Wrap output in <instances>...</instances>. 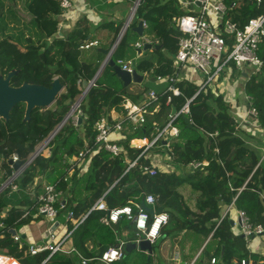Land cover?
<instances>
[{"label": "trees", "instance_id": "16d2710c", "mask_svg": "<svg viewBox=\"0 0 264 264\" xmlns=\"http://www.w3.org/2000/svg\"><path fill=\"white\" fill-rule=\"evenodd\" d=\"M61 1L0 0V74L6 76L11 70H18L11 80L14 86L25 81L51 86L56 77L65 86L54 108L34 109L29 121H24L25 103H18L12 109L10 120L0 118V187L13 173V155L17 154L19 160L24 162L30 159L37 146L62 122L100 66L101 53L90 57L93 48H80L92 34V24L86 17L81 18L64 37L56 35L62 14ZM129 1L134 4L136 0ZM226 1L231 6L227 17L240 26L264 12V0L260 4L255 0ZM184 13L186 11L178 0H141L130 28L113 55L114 60L129 59L136 55L135 46L129 42L130 36L136 35L131 27L144 20L147 23L145 33L158 39L160 44L157 45L162 47L154 50L159 55L157 65L143 60L138 69H153L154 76L173 74V58L182 36L176 19ZM110 24L117 38L123 24ZM261 55L264 57V44ZM176 86L180 94H173L170 103H167L169 93L161 95L159 110L147 114L145 123L135 125L124 122L122 133L125 138L119 143L122 152L113 155L95 143V123L105 115L112 119L111 111L123 110L126 99L140 102L143 91L135 94L129 91V87L115 89L101 78L97 79L81 102L82 122L75 124L69 119L48 144L50 155L40 153L15 180L19 189L13 191L9 186L0 192V212L6 207L9 209L6 226L0 228V253L17 257L25 264H40L47 256L48 253L35 256L26 254V246L15 242L11 232L18 224L30 222L31 218L22 216L27 208L38 202L43 190L37 180L46 176L48 181L58 179L56 182L60 189L69 185L70 181H73L72 192L80 184L84 186L88 195L68 207L76 217L86 214L107 190L105 199L109 208L125 206L133 199L142 202L147 194H155L158 204L170 214L167 232L172 234L175 231L197 229L199 224L206 226L210 222L205 232L208 234L214 230V237L226 245L223 256L225 264H230L233 257L241 262L245 258L243 239L230 231L228 217L217 223L222 215V205L234 202L238 209L246 211L252 223L264 225V159L261 160V155L237 136L239 132L249 133L240 127L222 94L215 95L211 89H207L196 95L200 87L188 80L180 81ZM246 91L258 109V122L264 128L263 70L250 78ZM191 98L190 114L186 116L190 117L192 125L185 121L183 115L179 116L175 121L180 129L178 137L171 138L168 145L160 140L147 150L146 146H132L133 139L152 140L167 123L172 107L180 110ZM154 107L155 104L150 106V111ZM216 131L219 134L215 139L208 135ZM87 147L95 153L87 173L78 176L79 171L74 168L70 179L66 178L72 170L68 158L78 155ZM216 147L220 150L219 154L215 152ZM150 153L169 155L167 162L176 171L167 172L157 167L158 173L155 175L144 172L143 166L153 165ZM139 156L138 165L129 169L130 161ZM204 161L208 164L191 169L188 175L178 173L179 169L187 168L194 162ZM114 182L116 184L110 187ZM185 184L199 193V213H194L185 204L187 202L179 190ZM102 214L103 211L90 212L74 233L76 248L89 259L96 256L95 246L116 243L113 230L100 222ZM191 216H196L199 222ZM122 218L118 225L123 221L131 232H135L133 222ZM92 240L95 246L89 249L88 244ZM45 264H76V259L56 253Z\"/></svg>", "mask_w": 264, "mask_h": 264}, {"label": "built area", "instance_id": "2783aa9c", "mask_svg": "<svg viewBox=\"0 0 264 264\" xmlns=\"http://www.w3.org/2000/svg\"><path fill=\"white\" fill-rule=\"evenodd\" d=\"M106 1L120 2L123 0ZM256 1L260 4L263 0ZM179 3L181 7L185 9L186 13L176 19V25L182 32V36L179 40V48L176 54V62L180 65L194 67L203 73L205 79L200 83V88L196 95L201 90H207L208 87H211L214 83H216L230 63H234L238 68H242L248 64L255 65L256 71H260L264 68V57L261 55V47L262 44H264V13L250 18L244 26H240L237 22H234L227 17V13L231 9V6L227 4L226 0H179ZM234 5L235 2L232 3V6ZM61 8L62 14L60 15V18L65 16L66 11L72 8L71 0H62ZM133 18L134 14L132 15L131 13L115 42H113L109 48L110 53L106 56L107 62L113 58L115 50L121 40H119L120 36L122 32V35H124ZM144 26L147 27V23L145 21ZM59 32L60 31L58 30L56 35H61ZM145 42L153 45L160 44L159 40L145 37L143 42L136 43L137 48H142ZM99 45L100 40L92 39L81 44L80 48L90 50L98 47ZM116 62L125 70L130 72L134 70V62L132 61L118 59ZM157 78L159 80H167L169 82V86L165 93H169L167 95V103H170L173 94H180V89L176 86V75L174 73L166 76L158 75ZM216 94L219 95L218 93ZM160 96L161 95L158 92L151 90L148 95V100L143 103L127 101L124 104L126 109L124 121H129L135 125H142L145 123L147 114H152L155 110L150 111V106L158 102ZM80 97L76 100L77 104L72 105V108H75L69 116V119H71L75 124H78L80 117L83 115L80 108L82 102L79 101ZM192 99L193 98L188 99L182 108L176 112V114L170 115V120L166 126L159 129L157 135L150 140L147 145H144L146 146V150L154 146V144L160 140H163L168 145V141L171 138L178 137L179 129L174 126V121L180 115L190 114V103ZM224 99L228 103L231 102V97L229 96L224 97ZM248 100L249 107L246 111V117L257 119L258 109L252 104L253 101L251 96H248ZM123 123L124 122L111 124L108 116L101 117L95 123V129L97 131L95 143L113 155L120 154L122 152V147L119 143L114 142L110 135L112 132H120L123 129ZM218 134L219 133L217 131L208 133V135L214 139L218 136ZM52 139L53 138L51 136H48L36 149H41L40 153H42L46 148H48V144ZM131 142L134 141L132 140ZM144 146H138V148ZM91 151V148H86L84 151H81L78 156L83 158ZM215 151L217 154L220 153L218 147L215 148ZM140 156L130 161L129 169L138 165ZM12 160L13 162L19 161L18 155L14 154ZM29 163L30 159L27 162H24L20 168H14L12 175L2 184L3 189L10 186L13 191H17L19 187L15 183V180L29 165ZM192 164L196 168L202 163L194 162ZM142 168L144 172L149 173L150 175L158 173L156 164L145 165ZM59 196L60 191L54 183L45 184L44 191L38 196V202L27 208L22 216V218H31L30 222L18 224L15 228H12L16 231L13 235L15 242L21 243L23 237L26 238L30 235L28 232V224L35 223V218H39L40 216L45 217V219H40V221L38 220V222H36L37 225H41L42 222L51 223L52 225L58 220L61 210L64 208V205L60 204ZM149 197L152 198L151 202H149ZM157 200L158 197L155 194L149 193L145 196L142 202H139L138 200H130L129 204L125 206L109 208L104 196H102L96 201L90 210L81 217H76L73 210L68 211L65 217L64 225L58 223L57 227L46 233L42 243L31 245L29 247V253L30 255L35 256L42 252H47V256L41 263L44 264L51 258L52 255L58 252L75 251L82 258L83 263L86 264L89 258L87 259L81 255L76 247L66 249V244L74 235L75 231L84 223L89 213L95 210L105 212L100 220L107 226L118 223L123 216H126L129 220L135 223L137 235L139 237L138 241L145 239L152 244L159 237H161L163 227L167 225L170 220L168 212H155L154 215L151 216V214L142 206V204L145 203L147 206L154 207ZM233 203L229 205L226 214L235 209ZM8 211L9 209L6 207L2 210V212H0V228H4L6 226V221L9 217ZM236 215L239 220L238 226L240 232L244 236L252 237L254 235H261L264 233V226L262 224L252 223L245 210L237 209ZM162 216L166 219L160 220L157 224V220H159ZM141 221L143 222V227L138 226ZM69 223H72V226L69 227ZM153 229H155V235H150L153 232ZM123 245L124 242L120 240L118 244L109 246V248L103 252L102 256L98 257V259L102 260L106 264H113L115 261L124 256ZM212 262L213 264H217L216 259H213ZM246 263V259H242L241 262L237 264ZM0 264L24 263L14 256L0 253Z\"/></svg>", "mask_w": 264, "mask_h": 264}, {"label": "crops", "instance_id": "0c3cea01", "mask_svg": "<svg viewBox=\"0 0 264 264\" xmlns=\"http://www.w3.org/2000/svg\"><path fill=\"white\" fill-rule=\"evenodd\" d=\"M71 2H72V8L66 11L65 16H62L61 18H59V31H60L59 34H61L59 36L64 37L67 33H69L73 29V27L76 25V23L81 18L86 17L89 20V22L92 24V31H91L92 34L88 37V40H92V39L100 40V45L98 47L93 48L92 52L98 48L107 49L111 47L112 43L115 42L114 40H116V33H115V30L112 24L110 23L114 22L115 24H117L118 22H122L124 26L128 18L130 17L132 13V9H133V4L129 0H123L120 2H109L106 0H71ZM115 24H114V27L116 26ZM130 26L127 28V30L130 28ZM132 31L135 32L134 30ZM135 33H136V37H134V34H132L129 38V42L135 46L137 53L135 56H132V57H129V59H123V60L134 62V70L136 69L140 74L144 76L143 81L141 83L133 82L129 86H124L123 81L117 75V73L115 72V69L113 67L112 69H108L109 65H106L105 67H103V69L101 70L99 74L98 79L101 78L105 84L110 85L115 89L120 90L122 87H129V91L135 94L139 93L140 91H143V95H142L143 98L141 97L142 99L140 100V102H138V103H143L146 100H148V95L151 90H155L160 95L165 94L169 86V82L167 80H159L157 78L158 75L154 76L152 74L154 72L153 69L151 71H141L138 69L139 63L142 62L143 60H148L150 63L157 65L159 61V55L156 52H154V50H158V49H155L154 47L145 52H142L141 54H138L136 43L143 42L145 37L150 38V39H154V37L147 35L145 31H144L143 36H140L137 32ZM98 53L102 54L101 59H99V64L101 65L104 62L106 55L101 51L96 52V54ZM173 60H174V68L176 69V71H174V74L176 75L177 83L180 81L188 80L192 83H195L197 86H199L200 83L204 81L205 77L200 70L194 67L188 66V65L177 64L176 56L173 58ZM255 68H256L255 65H249V64L242 68H238L234 63H230L229 66L226 68L225 72L219 78V80L216 83H214L211 87H208L207 89H211L215 93V95H217L216 93H218L219 95L222 94L223 97H228V96L231 97V102H229L231 106V113L236 118V120L239 122L240 127L244 131L249 133V135H246L242 132H239L237 133V136L240 139H242L251 149H255L257 153L261 155V160H262L264 159V128L259 124L258 118L251 119L249 117H246V111L249 107V100H248L249 94L246 91V86L249 83V80L253 75L257 74L258 72L262 70L264 72V68H262L260 71H256ZM127 101L133 102L130 99H126L123 103V107ZM159 108H160L159 102H156L155 107H154L155 110L153 109L154 112L158 111ZM172 110H173V107H172ZM172 110L170 111L168 121L170 120V115H174L172 114ZM125 113H126L125 107L121 111L113 109L111 111L112 119H110L108 116L110 123L114 124L118 122H126L124 121ZM183 116H186V115H183ZM175 121H174V126H176ZM166 124L164 126H166ZM123 127H124V123H123ZM176 127L179 129L178 126ZM122 130L120 132L111 133L110 137L114 142L120 143L125 138V136L122 133ZM179 133H180V129H179ZM133 141L137 146H133V145L132 146L138 147V145L140 144L141 146L147 145L150 140L148 138H145V139H133ZM42 153L45 156H49L51 153V150L48 147ZM93 154H95L94 151L87 153L83 158H80L78 156L79 154L74 157L68 158L69 163L72 166V170L69 171L70 174L66 178L70 179L71 175L73 174L74 168H76L79 171L78 176H82L85 173H87V171L89 170L90 164H91V158L93 157L92 156ZM154 154L155 153L151 154V160L153 164H156L159 169L163 171H167V172L176 171V168L167 162L170 159L169 155L167 154L162 155L159 153L160 155H162V157L161 156L158 157V156H154ZM163 160H165V163ZM206 164H208L207 161H204L202 163V165H206ZM194 168L195 167L192 164L191 166L187 168L179 169L178 173L183 176L188 175L190 173V170ZM57 180L58 179L54 181L52 180L48 181L46 176H44V177H39L37 182H39L42 185V190L44 191L45 184L55 182L54 184L57 186L58 185V182H56ZM70 182L71 183L67 185L65 188L60 189L57 186V189L60 191V196H59L60 204L64 205V208L61 210L60 215H63L64 219L66 217L67 212L70 211L68 208L69 205L77 203L78 201H80L81 199H83L84 197L88 195V192L85 191L84 186H82L81 184L78 186L76 190L72 192L71 187L73 186V181H70ZM115 184L116 182H114L110 187L114 186ZM179 190L183 194V197L185 201L187 202L185 204L188 205L189 208L194 213H199L200 212L198 208L199 203H197V198H198L199 193L192 190L189 184H185L181 186ZM107 192L108 190L105 191L104 194L102 195L104 196V198ZM133 200H137V199H133ZM233 204L235 206V209H233V211L229 212L228 214H226V212L230 204L222 205V212H221L222 215L217 224H219L225 217H228V219L230 220V231L233 233L234 236L240 237L244 241V249H245L244 259H246L247 261L246 264H264V233L261 235H254L252 237L244 236L240 232V229L238 226L239 220L236 215V210L238 208L235 203ZM160 206L161 205L158 204V202H156L154 207L152 208L156 212V209ZM95 211H101V210H95ZM163 211H166L164 207H163ZM104 213L105 212L103 211V214ZM191 217L193 220L199 222V219L196 216H191ZM123 218L122 219L124 221L125 219L126 221L127 220L131 221L126 216ZM64 221L62 222L58 219L52 225L51 223H47V222H44V223L42 222L41 225H37L36 223L28 224L29 225L28 232L30 235L26 238L23 237L20 243L21 245L26 246V254L30 255L29 247L31 245L42 243V241H44V237L46 236V233L48 231H51L55 227H57L58 223L64 225ZM122 222L121 224L119 223V225L118 223H114L111 226H107L101 222L103 225L113 230L115 240H116V243L113 245L118 244L120 240L124 242V245H123L124 256L118 259L117 261H115L113 264H213L212 262L213 259L217 260V264H225L223 256L226 250V245L222 242V240H219L214 237V230H212L208 234L205 232L207 230V227H209L210 222H207L206 226H202V224H199V227L197 229H194V228L185 229V230H182L181 232L175 231L172 234H170V232H167V228L169 224L168 223L167 225L163 227L161 237H159L154 243L151 244L152 250H143L139 246L135 248L131 246L130 247L131 251L126 250L127 243L131 242V243L138 244L140 241L145 240V239H141L140 241H138L139 237L137 235V229L135 232H131L130 227L126 226ZM133 224L135 226L134 222ZM31 225L36 227L38 237L36 235V232L32 230ZM68 226L69 227L72 226V223H69ZM165 231L168 234H166ZM113 245H108V246H113ZM94 246H95V242L93 240L90 241L88 244V248L93 249ZM102 246L104 245L95 246L96 256L90 258L86 264H97L98 261L104 263L102 260L98 259V257H100L99 252ZM72 247H76L75 241H74V235L68 240L66 244V249H69ZM135 250L138 252V256L132 261H130L131 263L126 262L128 253L133 252ZM79 252L81 253V255H83L81 251ZM44 253H47V252H42L40 254H44ZM58 253H62L67 256L74 257L76 259V264H84L82 258L75 251L74 252H58ZM237 263H240L238 262L237 257H233L230 264H237Z\"/></svg>", "mask_w": 264, "mask_h": 264}, {"label": "water", "instance_id": "95a60500", "mask_svg": "<svg viewBox=\"0 0 264 264\" xmlns=\"http://www.w3.org/2000/svg\"><path fill=\"white\" fill-rule=\"evenodd\" d=\"M140 1L141 0H136L135 3L133 4L132 15L135 14L140 4ZM132 30L137 32L140 36H143L144 31H145L144 20H140L136 26L132 27ZM122 34L119 40L122 39L123 37ZM153 47L155 49H160L162 45L153 46V44L151 43H145L142 48H137L138 54H141L142 52H145L149 49H152ZM98 51L103 52L106 56L110 53L109 48L107 49L98 48L90 54V57H92ZM106 65H109L115 69V72L123 81L124 86H129L133 82L141 83L144 79V76L140 74L136 69L130 72L128 70L123 69L120 65L116 64V61L114 60V58H111L108 62L106 61V58H105L101 67L98 69L96 75L89 82L88 86L86 87L84 92L81 94L79 101H82L85 98L90 88L95 84L96 80L98 79L101 70ZM17 72L18 70L13 69L6 76L0 74V118H3L7 121L10 120L11 111L18 103H25L26 110H25L24 121H29L31 119L32 112L34 109L50 108V106L55 103L57 97L65 89L64 84L61 82L60 78L58 77L54 78V80L51 83V86H46V85L36 84V83H29L27 81H25L19 86H14L11 84V80H12V77ZM76 104L77 102L75 101L73 105H76ZM74 108L75 107L73 108L71 107L69 112L66 114V116L62 120V122L50 133L49 136L54 138V136L59 132V130L67 122ZM176 112H177V109L176 107L173 106L172 114H175ZM82 119H83V116L80 117L79 123L82 122ZM184 119L186 122L192 125L190 117L184 116ZM132 145L135 146V144H132ZM40 151L41 149L35 150V152L30 157V162L33 161L34 158L39 155ZM232 154L233 153H231L229 158L232 156ZM11 164L13 165L15 169H18L24 164V161L19 160V161L13 162V160H11ZM2 190H3V186L0 187V192ZM142 206L145 210H147L151 214V216L154 215L155 210L152 207L147 206L145 203H143ZM162 211H163L162 206L156 209V212H162ZM11 232L13 235L16 233L14 229H11ZM131 246L134 248L139 246L143 250H152V245L148 240H142L138 244L129 242L126 244V250L131 251V248H130ZM108 248H109L108 245L102 246L100 248L99 255L102 256L103 252L106 251Z\"/></svg>", "mask_w": 264, "mask_h": 264}, {"label": "rangeland", "instance_id": "374dc122", "mask_svg": "<svg viewBox=\"0 0 264 264\" xmlns=\"http://www.w3.org/2000/svg\"><path fill=\"white\" fill-rule=\"evenodd\" d=\"M25 16H26V15H25ZM134 37H136V35H134ZM101 65H102V64H101ZM101 65L99 66V68L101 67ZM55 106H56V104H52L50 108H54ZM132 143L135 144L134 142H132ZM40 145H41V144H39L37 147H39ZM135 146H137V145L135 144ZM162 155H163V154H162ZM162 155L157 154V153L154 154V156H158V157H160V156L162 157ZM163 161H164V163H165V160H163ZM1 212H2V211H1ZM40 219H45V217L40 216L39 218H35V220H34L35 223L38 222V220L40 221ZM58 219H59L60 221H62V222L65 220L63 215H60V216L58 217ZM31 228H32V230H33L34 232H36V235H37V237H38L36 227L31 225ZM137 256H138V252H137L136 250L133 251V252L128 253L126 262L129 263L130 261H132L133 259H135ZM143 258H144V257H143ZM143 258H142V259H143ZM135 261H136V260H135ZM130 263H131V262H130ZM97 264H104V263L98 261Z\"/></svg>", "mask_w": 264, "mask_h": 264}, {"label": "clouds", "instance_id": "9594fccd", "mask_svg": "<svg viewBox=\"0 0 264 264\" xmlns=\"http://www.w3.org/2000/svg\"><path fill=\"white\" fill-rule=\"evenodd\" d=\"M149 199V202H151V200H152V198L151 197H149L148 198ZM164 219H166L165 217H160V219L159 220H157V224L160 222V220H164ZM139 227H143V222L141 221V223L138 225ZM150 235H155V229H153V232L150 234Z\"/></svg>", "mask_w": 264, "mask_h": 264}, {"label": "bare ground", "instance_id": "6f19581e", "mask_svg": "<svg viewBox=\"0 0 264 264\" xmlns=\"http://www.w3.org/2000/svg\"><path fill=\"white\" fill-rule=\"evenodd\" d=\"M138 146H141V144H140V145H138Z\"/></svg>", "mask_w": 264, "mask_h": 264}]
</instances>
